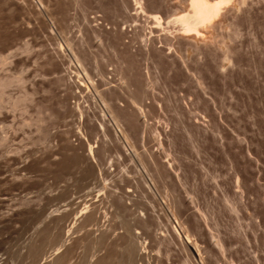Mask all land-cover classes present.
<instances>
[{"label": "rangeland", "instance_id": "1", "mask_svg": "<svg viewBox=\"0 0 264 264\" xmlns=\"http://www.w3.org/2000/svg\"><path fill=\"white\" fill-rule=\"evenodd\" d=\"M136 1L0 0V264H264V0Z\"/></svg>", "mask_w": 264, "mask_h": 264}, {"label": "bare ground", "instance_id": "2", "mask_svg": "<svg viewBox=\"0 0 264 264\" xmlns=\"http://www.w3.org/2000/svg\"><path fill=\"white\" fill-rule=\"evenodd\" d=\"M136 1V0H135ZM138 1V0H137ZM136 7H138L139 11L142 12L143 14L149 16L151 19H153L154 22H156L157 24H161V22L163 21L161 18V16L158 13L155 12H148L145 11L144 8L142 7V4H136ZM187 4L185 6V8L181 11H179L178 13H176L174 15L173 21L177 22L179 25V31L178 33H180L181 35H186V36H202V32L200 31V29H202L203 26H205V24L209 21L212 20L213 17H215V15L217 16L218 11H220L219 9L221 7H223L222 4L226 3L227 0H186ZM228 5V3H227ZM233 5V4H232ZM236 5V4H235ZM177 12V11H176ZM174 14V12H173ZM221 17V16H220ZM214 20V18H213ZM221 21V20H220ZM210 23V22H209ZM214 23V22H213ZM217 23V22H216ZM214 29V28H213ZM207 30V29H206ZM207 32V31H206ZM210 32V31H209ZM191 39V38H190ZM197 43V42H196ZM189 48V47H188ZM200 82V81H199ZM140 107V106H139ZM138 107V108H139ZM141 110V108H140ZM88 152L91 153V145H88ZM82 212V211H81ZM175 217V216H174ZM176 218V217H175ZM176 221V220H175ZM71 228V227H70ZM69 230V229H68ZM68 230L66 231L68 233ZM186 232V230H185ZM187 233V232H186ZM185 233V234H186ZM66 234V233H65ZM189 234V233H188ZM187 234V235H188ZM186 235V238L188 239ZM67 236V235H66ZM132 236V235H131ZM190 236V235H188ZM131 238V237H130ZM185 238V239H186ZM132 239V238H131ZM130 239V241H131ZM186 241H188L189 239ZM133 241V240H132ZM192 242V240H190ZM189 241V242H190ZM127 244V243H126ZM133 244V243H131ZM195 244V242H194ZM128 245H130L128 243ZM127 245V246H128ZM134 245V244H133ZM132 246V245H130ZM125 247V246H124ZM194 248L196 247L193 246ZM58 246H56L54 249H57ZM126 248V247H125ZM131 248V247H130ZM129 249V248H128ZM127 249V250H128ZM196 252L198 247L195 248ZM125 250V251H127ZM130 250V249H129ZM132 250V248H131ZM134 250V249H133ZM134 252V251H133ZM132 253V252H131ZM128 255V254H127ZM96 259V258H95ZM42 260V259H41ZM55 260V259H54ZM129 260V259H128ZM56 261V260H55ZM61 261V259H60ZM41 262V261H40ZM58 262V261H56ZM98 261L94 260V263L91 262V264H96ZM55 263V262H54ZM53 263V264H54ZM129 263V261L127 262V264ZM57 264V263H56ZM120 264V263H119Z\"/></svg>", "mask_w": 264, "mask_h": 264}]
</instances>
